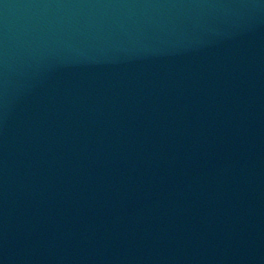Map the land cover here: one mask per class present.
<instances>
[{
  "label": "water",
  "instance_id": "1",
  "mask_svg": "<svg viewBox=\"0 0 264 264\" xmlns=\"http://www.w3.org/2000/svg\"><path fill=\"white\" fill-rule=\"evenodd\" d=\"M0 264H264V0H0Z\"/></svg>",
  "mask_w": 264,
  "mask_h": 264
}]
</instances>
